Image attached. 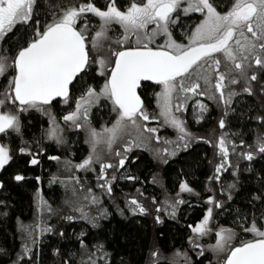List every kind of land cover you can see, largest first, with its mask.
Returning a JSON list of instances; mask_svg holds the SVG:
<instances>
[{
    "label": "snow or ice",
    "instance_id": "snow-or-ice-1",
    "mask_svg": "<svg viewBox=\"0 0 264 264\" xmlns=\"http://www.w3.org/2000/svg\"><path fill=\"white\" fill-rule=\"evenodd\" d=\"M34 6L35 0H0V39L14 31L17 25H28L33 19ZM182 7L185 14L198 12L203 15V20L188 36L187 44L177 43L170 31V26L177 24L178 10ZM84 13H93L100 20L99 30L95 31L94 35L89 33L87 24L83 27L78 26L77 22ZM36 24L39 25V21H36ZM113 24L119 25L124 30L125 35L121 43L126 41L130 35H135L138 46L124 47L122 50L113 52L114 66L109 72L108 65L103 58L94 60L91 56L89 37H91L92 48H96ZM149 25L155 26L150 33L148 32ZM141 34L147 41L142 47L139 46L142 42ZM157 36L165 37L166 43L152 47L151 44ZM25 45L21 46L11 58L10 65L9 57L0 55V75H4L9 68L15 71V75L9 80L3 98H0V134L5 136L13 132L20 134L22 131L20 113L29 109L44 111L45 106L50 105L56 98H62L63 102L67 103L71 99L70 88L74 84L83 88L86 84L87 87L83 88L80 96L76 98L75 111L69 112L63 119L66 123L72 122L76 128L85 127L88 124L91 107L99 104L102 98L111 101L113 111L118 113L113 126L104 129L103 134L89 127L93 150L101 141L106 142L111 148L127 126L140 128L138 119L142 118L144 121L155 119L144 110L141 97L137 93L141 80H149L162 86L161 93L157 94L160 100L161 115L164 116L166 122L178 130L179 139L185 141L184 147H187L192 134L185 127V122L175 116L174 107L175 111H179L192 95H204L203 92L198 91L200 89L199 79L211 82L206 73H197L196 80L186 82L192 71L200 68L201 65H208L209 70L214 71L216 77L215 91L219 93V99L228 105L235 93L229 92L225 95L226 82L235 84L237 80L235 77L229 79L227 72L220 71L221 57L242 74H246L245 61L249 60H253L256 66L264 69V0H233L231 7H228L226 11H219L214 0H187L186 4L184 0H131L126 9L119 7L117 0H109L105 9L89 2L79 7L62 8L60 14L55 15L52 22L43 28L36 27L31 39L25 40ZM92 63L99 65V75L104 77V83L99 91L93 85L87 84L85 79L90 75L89 69ZM256 79L257 76L253 73L251 80ZM245 91L250 93L251 88H245ZM174 99L177 100L175 106L173 105ZM7 103L13 105L16 111L3 110ZM204 107L200 104L201 112L197 115L198 122L203 118ZM260 119L264 120V117ZM219 123L220 127L224 128L225 121L221 119ZM143 127L147 132H157L156 128H149L146 125ZM47 135L49 139H55L57 143L62 142V137L55 126L48 130ZM156 139L159 141L160 137L156 136ZM243 143L244 141H241V144ZM257 144V150L264 153V137L259 138ZM133 146L139 147L140 144L133 140L131 144L124 145V156H121L120 152L116 153L117 156H121L119 161L121 167L125 164L127 152L131 151ZM218 148L227 160L229 150L224 136L220 137ZM20 151L26 152L28 149L21 148ZM164 151L167 152L168 149L165 148ZM242 155L252 160L254 153L248 151ZM51 158L58 159V157ZM11 159L10 149L0 144V168ZM99 159L98 155L95 158L89 155L75 167L86 169ZM30 163L37 164L38 161L33 158ZM111 167H113L111 163L100 165L99 179L105 180V183L99 186L106 188L108 193H111L112 186L110 181L106 180V169ZM223 168V163L217 165L216 172L219 173ZM127 178L135 179L131 176ZM215 178L219 180L220 177L217 175ZM15 179L19 181L23 177L17 175ZM77 182H79L78 178ZM231 187L233 185H229V188ZM88 191L91 192V189ZM180 191L191 192L192 189L186 182H181ZM207 199L214 207H222V203L214 200L212 196ZM183 202L182 199H177L171 204L173 215L177 205ZM130 204L134 206L133 212L138 210L144 213L146 211L135 198L130 200ZM48 211H51L50 207ZM157 211L160 209L157 208ZM212 217L213 208L209 207L201 221L194 226L189 225L197 238L206 235L211 230L209 222ZM67 219L72 220L74 217L69 216ZM157 219L159 220V217ZM37 227L40 228L41 234L52 231L50 226L37 225ZM245 231H250L259 238L232 247L225 264H264V231L257 226L255 218L250 226L245 227ZM83 235L81 233V236ZM233 235L230 229H219L216 232L214 250L222 251L225 244L232 240ZM29 236L33 237L32 243L35 244L33 233L29 232ZM189 240L193 241V237H189ZM80 244L82 248L86 247L83 239L80 240ZM196 246L199 247V245ZM101 248L102 245L97 246L98 251ZM2 251L0 249V252ZM30 254L31 248L27 244L23 245V255ZM153 255L157 254L153 253ZM22 259L23 256L18 255L17 261L13 264H20ZM89 264H95L91 257H89Z\"/></svg>",
    "mask_w": 264,
    "mask_h": 264
},
{
    "label": "trees",
    "instance_id": "trees-1",
    "mask_svg": "<svg viewBox=\"0 0 264 264\" xmlns=\"http://www.w3.org/2000/svg\"><path fill=\"white\" fill-rule=\"evenodd\" d=\"M230 1L214 0V3L219 11H224ZM89 2L105 9L109 0H35L32 21L28 25H17L14 31L1 39L2 54L14 57L21 46H26L25 40L31 39L37 26L43 28L52 22L62 8L79 7ZM130 2L117 0V5L125 9ZM36 21H39V25ZM83 24L92 30L99 25V19L87 13L78 20V26ZM89 73L85 77L87 84L99 88L104 80L94 63ZM12 74V71H8L0 77V97L6 91ZM86 87V84L83 85V88ZM83 88L74 84L70 88L71 99L64 107L59 106L57 100L53 101L54 112L57 115L69 112ZM156 89V85L141 82L138 92L145 107L152 108ZM253 90L250 93H236L224 117L226 132L232 141L242 146L252 145L264 128V120L260 119L264 117V69L258 71ZM89 116L91 123L99 127L112 118V103L102 99L92 107ZM218 116L219 111L211 105L199 122H189L188 126L193 132L205 136L218 125ZM20 119V134L13 132L0 137L12 156L0 169V249L3 250L0 252V264L17 261L22 250L20 229L34 214L36 193L39 191L53 207H59L64 200L62 183L57 179L52 180L57 163L50 158L54 156L77 161L86 153L81 131H65L62 144L58 145L46 141L47 120L41 112L25 111L20 113ZM241 141L244 143L241 144ZM21 148L28 151L21 152ZM211 154L209 144L197 141L158 167L149 152L133 150L112 183V196L116 201L103 200V216L94 224L87 220L63 221V235L56 230V234L42 236L31 256L23 257L20 264H89V257L95 264H150V256L155 252L163 257L153 264H174L164 258L188 247L192 232L189 225L194 226L204 217L205 185L211 174ZM33 158H36L37 164L30 163ZM235 163L234 176L230 177V171H227L221 177L224 190L229 191L228 197L223 199L222 207L214 210L212 217L214 226L227 227L235 232L237 238L233 247L253 239L245 227L250 226L254 218L258 225L264 223V153L258 152L252 160L242 159ZM17 175L23 179L17 181ZM129 176L135 179L129 180ZM158 180L169 194H174L181 182H186L197 196L185 197V202L178 206L174 215L162 213L158 222L149 209L139 213L126 208L121 198L135 191L160 200L162 189ZM229 185L233 187L229 188ZM81 233L84 235L81 236ZM81 239L85 241L84 248L81 247ZM98 245H102V248L97 258L88 256L93 246L97 249ZM85 250H89L88 253ZM210 260L208 253L192 255L191 264H207Z\"/></svg>",
    "mask_w": 264,
    "mask_h": 264
},
{
    "label": "rangeland",
    "instance_id": "rangeland-1",
    "mask_svg": "<svg viewBox=\"0 0 264 264\" xmlns=\"http://www.w3.org/2000/svg\"><path fill=\"white\" fill-rule=\"evenodd\" d=\"M184 2L186 4L187 0H184ZM229 7H231V4ZM190 13H195V14L200 15L201 18L199 22L197 23V25L201 22V20H203V15L201 13H198V12H190ZM84 14H87V13H84ZM89 14H93V13H89ZM84 25L85 24L80 25L79 27H83ZM99 26H100V20H99V25L95 29H92V30L88 29L89 33L94 35L95 31L99 30ZM153 27L155 26L149 25L148 27L149 33L151 32ZM124 35H125L124 30L119 25L113 24L108 29L106 36L101 38L96 48H92L91 37H89V49H90L91 56L93 57L94 60L103 58L108 65L107 70L109 72H110L111 67L113 66V60H114L113 52L118 51L119 49L121 50L122 47L124 48L128 46L130 47L138 46L137 38L135 35H130L126 41L121 43ZM141 41L142 42L139 46L142 47L143 43L147 42L143 34H141ZM0 42H1V39H0ZM155 42L156 40H154L151 46L155 45L156 47L157 45H160L158 44V42H156L157 45L154 44ZM165 43H163V45ZM0 55L6 56L2 54L1 50H0ZM11 58L12 57H9V60H8L9 65L11 64ZM221 59H222V64H221L220 71L227 72L229 75V79L235 77L237 80L235 84L226 82L227 87L225 89V95H227L229 92H232L235 94L238 92L249 93L245 91V88H251V92L252 91L254 92L253 87H254L255 81L251 80V76L253 73H255L257 76V73L261 68L256 66L253 60L245 61V73L246 74H242L239 71H237L234 68V66L231 65L230 62L224 61L222 57ZM94 65L97 67V71H98L99 65L97 63H94ZM8 71L13 72L12 76L15 75L14 69L9 68ZM197 73H206L209 76L210 81H211V82H205L204 79H199L200 89L198 91L203 92L204 95H199V94L192 95L191 99L187 100L184 107L181 108L179 111H175V107H174L175 116H177L179 119L185 122V127L187 128L188 132L192 134L191 138L188 141L187 147H184L185 141H182L179 139L180 133L178 132V130L175 127H173L170 123L166 122L164 116L161 115L160 100L157 95L158 93H161L162 91L161 85H157L152 108H148L145 106L143 107L144 110L147 112V114L150 117H155V119H150L148 121H144L142 118L138 119V124L141 126L140 128H136L131 125L127 126L120 133L118 138L112 144L111 148L108 147L106 142L101 141L100 143L96 144L95 150H93L92 143L90 142L91 138L89 134V127L94 128L97 132H100L103 134L104 129L111 128L113 124L115 123L117 116H118V113L115 111H113L112 118H110L109 121L101 124L99 127L94 126L91 123L90 116H89L88 124L85 127L76 128L75 126H73L72 122L66 123L63 119V117L67 115L69 112L75 111L76 100L73 103L71 110L63 115H57L54 112L51 104L45 106L44 111H40L37 109L28 110V111L37 110L41 112L43 116L46 118L47 120V126L45 129L46 141H51L58 145L62 144V142L57 143L55 139H49L47 135L48 130L54 126L57 127L62 138H63V134L65 131H71V130L81 131L85 138L86 153L83 154L77 161H71L65 158L63 159L62 158H58V159L50 158L51 160H55L57 163V168L54 173L55 175L52 180L57 179L60 183H62V187L64 189V192H63L64 200L62 201V204L59 207H53L47 202V200L42 196V194L39 191L36 193L34 197V214L32 218L29 221H27L26 224L20 229V238L22 241V250L20 253L21 256L26 257V258L27 257L29 258L31 256V254L23 255V245L27 244V246L31 248V253H32L42 236L46 234H56V230L58 231V234L60 235L61 228H63L65 221L67 222V221H72V220H87L91 222L92 224H94L98 221V219L101 216H103L105 212V206L103 204V200L107 199L109 202H114L116 201V199L115 197L112 196V191L111 193H108L106 188H101L99 186L100 184L105 183V180L99 179L100 165L101 163H111L113 165V167L106 169V173H107L106 180L110 181L111 186H112L113 181L116 179V174L120 171V168H121V166L119 165L121 156L125 155L124 145L131 144L133 140H136L137 143L140 144V146L139 147L133 146L131 148V151L127 152L126 154L127 159L133 150H137V149L146 150L147 152H149V154L151 155V157L153 158L154 162L157 164L158 167L163 166L168 160H170L175 155H177V153H179L182 150L187 149L193 143L197 141L206 142L207 144H209L210 147H212V154L210 158L211 174L205 185V193L207 195L204 199V203L206 206L205 214L209 207L213 208V212L216 209L214 205L209 204L208 199H207L209 196H212L214 200L220 201L221 203L223 199L225 200L227 199L229 191L227 192L226 190H224L225 186H223V184H221L220 182L222 175L226 173L227 171H230V177L234 176L235 174L234 168L236 165L235 162L242 160V159H247L244 155H242L243 153L252 151L254 153L253 156H255L259 152L257 150L258 149L257 141L259 138L264 137V128L258 133L257 138L255 139L252 145L242 146L232 141V139L226 132L225 128L220 127L219 122L221 119L224 120L225 114L227 113L228 105H225L223 101L219 99V93L215 91L214 84H215L216 77H215L214 71L209 70L208 65H201L200 68L194 69L192 71L190 77L188 78V81L186 82H191L192 80H196ZM1 76L2 75H0V77ZM103 80H104V77H103ZM99 88H97V91H99ZM4 93H2L0 98H3ZM176 103H177V100L174 99L173 105L175 106ZM58 104L59 106L64 107L66 103H64L63 101H60ZM200 104H203L205 106L203 110V116L207 113L211 105L214 106L219 111L218 125L215 127V129H212L205 136H200L199 134L193 132L188 126L189 122L191 123L198 122L197 115L201 112ZM94 105H97V104H94ZM112 108H113V105H112ZM3 110L16 111V108L10 103H7L4 106ZM81 122L83 123V121ZM144 125H146L149 128H156L157 132L150 133V132L145 131L143 127ZM1 135L2 134H0V137ZM156 136L160 137L159 141L156 139ZM221 136H224L227 141V148L229 150V155H228L227 160L224 159L223 155L221 154L218 148V143H219V139ZM200 138H203V139H200ZM0 144H4L6 147H8L1 140V138H0ZM177 145H179V147H177ZM234 146H235V150H233ZM165 148L168 149L167 152L164 151ZM117 152H120L121 156H117L116 155ZM89 155H93L94 158L98 155L100 159L95 160V162L86 169H77L75 165L81 163ZM126 161H125V164H126ZM221 163L224 164V168L219 173H217L216 167L217 165H220ZM217 175H219L220 177L219 180L215 178ZM113 177L115 178L113 179ZM77 178L79 182H77ZM157 183L162 189L160 200L158 201L154 200L153 198L147 195H144L142 191H135L133 194L126 195L123 198H121L123 204L126 206V208L132 209L134 206L130 204V200L132 198L137 199L144 206L145 209L150 210V213L153 215L155 220L158 222L159 220L157 219V217H159L160 219V216L162 213L172 214L171 204L174 203L177 199H182L185 202V197L197 196V194L193 190L191 192H188V191L181 192L180 185H179L178 190L174 194H169L161 186L162 184H160L159 180L157 181ZM88 189H91V192H89ZM93 197H95V201H93ZM180 204L177 205L176 209L178 208ZM49 207L51 208V211H48ZM157 208H159L160 211H157ZM135 212H139V211L137 210ZM69 216L74 217V219L72 220L67 219V217ZM37 225H40L41 227L50 226L52 231L44 232L43 234H41L40 228H38ZM257 226L262 231H264V223L261 225L257 224ZM209 228L211 230L206 235L200 236L199 238H197L195 234L191 232L190 237H193V241L189 240L188 247L184 250H176L174 253L167 255L166 258L164 259H167L173 262L174 264H191L192 255L200 256L205 253H208L209 256L211 257V260L207 264H224L227 258V255L230 253L231 248L235 244L237 236L235 232L232 231L234 233L233 238L231 241L225 244L223 250L222 251L214 250L213 246L216 244V239H217L216 232L221 228H224V229H229V228L221 227V226H214V224L212 223V219L209 222ZM29 232L33 233V236L36 240L35 244L32 243L33 237L29 236ZM250 234L252 235L253 239L259 238L252 232H250ZM196 245H199V247H197ZM90 253L91 254H89L88 256L93 255L94 257L97 258L96 255L97 253H99V251L96 249L95 246H93V248L90 250ZM155 253L157 255L154 256L152 253L150 256V261H149L150 264H153L154 262L159 261L163 257L161 254H158L157 252Z\"/></svg>",
    "mask_w": 264,
    "mask_h": 264
},
{
    "label": "flooded vegetation",
    "instance_id": "flooded-vegetation-1",
    "mask_svg": "<svg viewBox=\"0 0 264 264\" xmlns=\"http://www.w3.org/2000/svg\"><path fill=\"white\" fill-rule=\"evenodd\" d=\"M231 2H232V0L228 4L227 8L230 6ZM226 9L224 11H226ZM178 16H179V19H178L177 24H174V25L170 26V31L172 32V38L177 43L187 44L188 36L191 34V31L194 30V28L196 27V25L199 22L201 17H200V15L195 14V13H187V14H185L183 12V7L180 10H178ZM173 18L175 19L176 17L174 16ZM185 22H187L186 25H185ZM155 40H156V42H158V44H160V45H157V43L155 42L154 44H156L157 46H161V45H163V43L166 42V38L163 37V36H157ZM152 47H155V45L152 46ZM122 49L123 48H121V50ZM113 66H114V60H113ZM57 101L60 102V101H63V100L61 98V99H58ZM142 102H143V107H144V100L143 99H142Z\"/></svg>",
    "mask_w": 264,
    "mask_h": 264
},
{
    "label": "water",
    "instance_id": "water-1",
    "mask_svg": "<svg viewBox=\"0 0 264 264\" xmlns=\"http://www.w3.org/2000/svg\"><path fill=\"white\" fill-rule=\"evenodd\" d=\"M141 82H149V83H151V84H153V85H157V83L156 82H154V81H149V80H141ZM141 82H140V84H141ZM140 84H139V86H138V88H137V93H138V95H139V92H138V90H139V88H140ZM140 96V95H139ZM141 97V96H140ZM58 99H61V98H56L55 100H58ZM141 100H142V98H141ZM230 254V253H229ZM226 261V260H225ZM225 264V263H224Z\"/></svg>",
    "mask_w": 264,
    "mask_h": 264
}]
</instances>
